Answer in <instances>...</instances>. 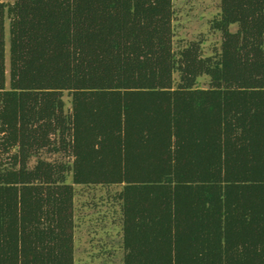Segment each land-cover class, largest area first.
Here are the masks:
<instances>
[{
	"label": "trees",
	"instance_id": "trees-1",
	"mask_svg": "<svg viewBox=\"0 0 264 264\" xmlns=\"http://www.w3.org/2000/svg\"><path fill=\"white\" fill-rule=\"evenodd\" d=\"M175 14L0 0V264H76V185L117 187L122 264H264V0H221L211 55Z\"/></svg>",
	"mask_w": 264,
	"mask_h": 264
},
{
	"label": "rangeland",
	"instance_id": "rangeland-1",
	"mask_svg": "<svg viewBox=\"0 0 264 264\" xmlns=\"http://www.w3.org/2000/svg\"><path fill=\"white\" fill-rule=\"evenodd\" d=\"M14 3L16 0H3ZM221 0H174L175 4V46L178 48L188 41L202 42L205 55H211L220 48L222 34L211 29V22L220 12ZM10 19L6 21V54L7 72L9 74L10 48ZM237 25L232 26L236 31ZM178 79V75L176 76ZM209 77L200 78L198 86L208 88ZM67 107L71 106L70 96L65 95ZM43 158L49 160L72 161V158L62 154L42 153ZM36 163L33 159L31 165ZM79 193L75 200L77 226L75 228V257L76 264H122L124 250L122 249V227L120 225L118 207H114L112 194L117 187L108 190L102 186H79ZM108 249L115 252L99 257L101 250Z\"/></svg>",
	"mask_w": 264,
	"mask_h": 264
},
{
	"label": "crops",
	"instance_id": "crops-1",
	"mask_svg": "<svg viewBox=\"0 0 264 264\" xmlns=\"http://www.w3.org/2000/svg\"><path fill=\"white\" fill-rule=\"evenodd\" d=\"M112 256H115V253ZM99 257H101V256H99Z\"/></svg>",
	"mask_w": 264,
	"mask_h": 264
}]
</instances>
